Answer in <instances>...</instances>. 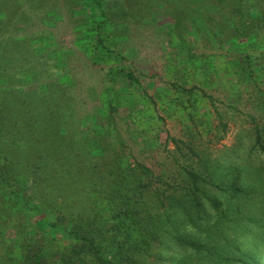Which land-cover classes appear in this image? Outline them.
Here are the masks:
<instances>
[{
  "label": "trees",
  "instance_id": "16d2710c",
  "mask_svg": "<svg viewBox=\"0 0 264 264\" xmlns=\"http://www.w3.org/2000/svg\"><path fill=\"white\" fill-rule=\"evenodd\" d=\"M191 2L192 21L220 6L210 18L218 29L207 26L229 46L232 95L247 108L250 151L264 156V78L256 76L264 0ZM14 56L0 57V264H264V160L243 165L195 152L198 166L164 178L101 141L103 133L89 149L61 117L50 123L43 110L25 108L19 68L4 64Z\"/></svg>",
  "mask_w": 264,
  "mask_h": 264
},
{
  "label": "rangeland",
  "instance_id": "374dc122",
  "mask_svg": "<svg viewBox=\"0 0 264 264\" xmlns=\"http://www.w3.org/2000/svg\"><path fill=\"white\" fill-rule=\"evenodd\" d=\"M153 1L0 0V57L15 55L4 64L19 68V89L31 101L25 108L43 110L50 123L61 117L89 149L103 133L101 141L164 178L198 166L195 152L259 165L264 156L250 151L247 108L232 95L229 46L207 26L218 29L210 18H219L220 6L213 2L212 15L192 21L193 0ZM257 56L262 79L264 49ZM7 233L14 238L13 229Z\"/></svg>",
  "mask_w": 264,
  "mask_h": 264
}]
</instances>
